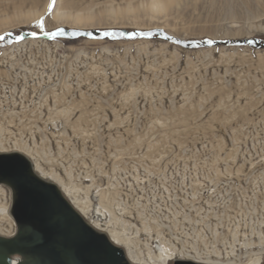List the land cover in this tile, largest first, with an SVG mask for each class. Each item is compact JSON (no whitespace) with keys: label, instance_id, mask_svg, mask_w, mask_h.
Returning <instances> with one entry per match:
<instances>
[{"label":"rangeland","instance_id":"1","mask_svg":"<svg viewBox=\"0 0 264 264\" xmlns=\"http://www.w3.org/2000/svg\"><path fill=\"white\" fill-rule=\"evenodd\" d=\"M48 3L0 0V35L87 33L0 46L4 153L72 185L125 254L165 238L184 261L264 264V0Z\"/></svg>","mask_w":264,"mask_h":264},{"label":"water","instance_id":"2","mask_svg":"<svg viewBox=\"0 0 264 264\" xmlns=\"http://www.w3.org/2000/svg\"><path fill=\"white\" fill-rule=\"evenodd\" d=\"M73 32L81 35H71ZM114 32H124L123 38H129L127 34L131 33ZM31 33L19 35L24 40H50L43 33L35 38ZM65 33L58 37L77 38L87 34L71 30ZM12 37L15 35L0 41V46L16 42ZM101 37H105L103 33ZM251 43L264 48L262 40ZM22 159L27 162V170L17 167H26ZM0 184L10 190L14 205L11 215L16 226L13 236H0V264H130L123 249L92 228L55 184L37 176L25 156L14 152L0 154ZM173 264L199 263L177 260Z\"/></svg>","mask_w":264,"mask_h":264},{"label":"bare ground","instance_id":"3","mask_svg":"<svg viewBox=\"0 0 264 264\" xmlns=\"http://www.w3.org/2000/svg\"><path fill=\"white\" fill-rule=\"evenodd\" d=\"M58 17L59 18H57V19L62 18L60 16H58ZM60 21H62V20H60ZM4 151H5V149L3 148V144H1V142H0V154H4ZM14 153H18V152H14ZM33 164H34V168H33L34 170L33 171L35 172V174L37 176H39L40 178H42L44 180L46 179V181H49L55 185L57 184L56 186L59 188V190H61V193L63 194L65 199L80 214V216L95 230H97L99 232L103 231L101 228H99L100 227V224H99L100 221L95 220L101 216L99 209L92 208V210L91 209L89 210L88 207L83 202L82 198H79L80 196L79 197L76 196V189L72 185L65 184L58 177V175L55 174L54 172L45 171L37 162H35ZM9 195L10 194L8 193L7 188L4 185L0 184V236H2V237H5V236L11 237L15 233L14 223L12 222V220L10 218L9 211H8ZM145 229L150 231L147 227ZM109 233H110V235H108V236H107V234H105V233L104 234L108 237V239L110 240V242L112 244H114L118 247L121 246L120 243L127 241V237H126L127 235H125L122 232V230H118L117 228H113L110 230ZM158 240H159L158 241L159 243L157 242L158 244H156L154 247L149 245L148 242H146V244H145V248L147 250L145 258H147L148 264H167L171 261H177V259H180L178 261H184L182 259H185V257L180 256V254H182V252H179V249L175 245L169 243L168 240H166L165 238L164 239L158 238ZM124 253H125V251H124ZM209 254L211 255L210 252H209ZM209 254H204V253H201V252L195 250L193 256L189 255V257H186V258L190 259L191 262L199 263V264H217V263H215V261L212 260V258L209 256ZM125 256L128 259V261L132 264H136L138 262H145L144 261L145 258H142L144 256V254H143V256H141V253H136L135 251H133L132 248H128V250H126ZM15 260L16 259H14V261ZM260 263H261V258L259 256L256 257L255 259L251 258L246 262V264H260Z\"/></svg>","mask_w":264,"mask_h":264},{"label":"snow or ice","instance_id":"4","mask_svg":"<svg viewBox=\"0 0 264 264\" xmlns=\"http://www.w3.org/2000/svg\"><path fill=\"white\" fill-rule=\"evenodd\" d=\"M56 2L57 0H49V3L47 5V11L50 13L54 7L56 6ZM37 23L39 24L40 26V30L43 32V35L45 37H48L50 39H56V37L58 36H64L66 33L65 31L63 30V28H57L55 31H43L44 29V22H43V17H41ZM31 35L35 38L37 36V33L35 31H33L31 33ZM71 35H81V33H78V32H73L71 33ZM88 35H91V33H88ZM126 35L124 32H114V31H104L103 32V36L105 37H112L113 39L117 38V37H121V36H124ZM128 37L131 39L135 36H151L153 35L152 32H131V33H128L127 34ZM8 36H11V33H5V35H0V41H6V37ZM166 39H172L171 37H165ZM13 40H15L16 42H22L24 40V36H21V35H16L15 37H12ZM7 42H11L10 40L7 41ZM213 41L212 40H208L207 43L208 44H211ZM22 163L26 165V167H20L19 165H17V167L20 169V170H27V162L24 161L22 159Z\"/></svg>","mask_w":264,"mask_h":264}]
</instances>
